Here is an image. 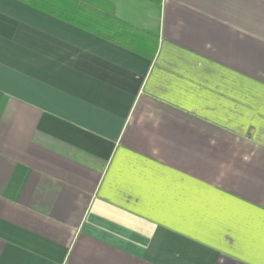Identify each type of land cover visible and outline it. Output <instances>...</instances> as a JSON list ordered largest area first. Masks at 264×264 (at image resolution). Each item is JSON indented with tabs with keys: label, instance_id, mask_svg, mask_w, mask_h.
<instances>
[{
	"label": "crops",
	"instance_id": "crops-1",
	"mask_svg": "<svg viewBox=\"0 0 264 264\" xmlns=\"http://www.w3.org/2000/svg\"><path fill=\"white\" fill-rule=\"evenodd\" d=\"M107 1L0 0V264H264V0Z\"/></svg>",
	"mask_w": 264,
	"mask_h": 264
},
{
	"label": "trees",
	"instance_id": "trees-1",
	"mask_svg": "<svg viewBox=\"0 0 264 264\" xmlns=\"http://www.w3.org/2000/svg\"><path fill=\"white\" fill-rule=\"evenodd\" d=\"M63 5L73 8L55 15L86 31L143 55H154L157 50L156 37L117 19L107 0H63Z\"/></svg>",
	"mask_w": 264,
	"mask_h": 264
}]
</instances>
